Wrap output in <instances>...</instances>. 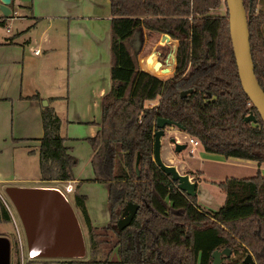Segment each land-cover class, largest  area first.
I'll use <instances>...</instances> for the list:
<instances>
[{
    "label": "trees",
    "instance_id": "16d2710c",
    "mask_svg": "<svg viewBox=\"0 0 264 264\" xmlns=\"http://www.w3.org/2000/svg\"><path fill=\"white\" fill-rule=\"evenodd\" d=\"M14 0H12L13 3ZM112 15L110 92L102 101V124L93 150L94 179L107 184L111 219L103 231L116 237L110 259L102 233L91 224L86 197L76 194L88 226L90 258L63 264H213V253L241 249L264 264V175L230 178L218 184L226 200L219 211H204L198 198L179 189L153 161L154 134L162 118L200 143L208 154L264 165V122L243 90L230 36L229 14H216L224 0H109ZM262 0H244L255 74L264 90V10ZM167 35L178 43L174 76L161 79L147 59L140 65L134 39L140 30ZM155 61V58H154ZM193 91L186 97L182 93ZM38 98L34 97V99ZM154 103L155 105H151ZM253 113L257 121L246 123ZM41 178L75 180L78 160L61 134L51 107L42 112ZM137 167L139 173L137 172ZM157 170L162 177H156ZM194 181H201L202 172ZM128 203L139 206L124 230L118 222ZM193 208L206 214L197 219ZM11 214L0 198V223ZM181 231V232H180ZM177 234L178 241L173 239ZM17 264H22L16 243ZM35 261L30 260L28 264Z\"/></svg>",
    "mask_w": 264,
    "mask_h": 264
},
{
    "label": "crops",
    "instance_id": "0c3cea01",
    "mask_svg": "<svg viewBox=\"0 0 264 264\" xmlns=\"http://www.w3.org/2000/svg\"><path fill=\"white\" fill-rule=\"evenodd\" d=\"M10 9L9 18L0 10V195L8 187L30 188L43 181L38 152L44 136L42 112L51 107L62 121L66 146L78 160L74 181L52 183L85 196L92 226L105 228L111 219L109 188L88 182L95 177L88 140L100 130L102 101L112 87L110 1L14 0ZM142 32L145 38L147 30ZM175 128L172 137L188 147L191 137ZM173 146L163 143V161L183 174H196ZM191 149V155L203 150Z\"/></svg>",
    "mask_w": 264,
    "mask_h": 264
},
{
    "label": "water",
    "instance_id": "95a60500",
    "mask_svg": "<svg viewBox=\"0 0 264 264\" xmlns=\"http://www.w3.org/2000/svg\"><path fill=\"white\" fill-rule=\"evenodd\" d=\"M229 14L230 36L236 59L239 77L242 87L262 121L264 122V90L262 89L255 74V66L251 52V41L248 24V16L244 0H224ZM0 10L4 17L11 15L10 5L12 0H0ZM143 30H140L135 39L137 52H140L143 44ZM163 41L170 42L169 36L164 35ZM141 44V45H140ZM155 53L147 57L149 63H153L155 70L164 73L171 72V55L167 57V67L161 61H154ZM176 62L175 56L172 58ZM193 91L182 93V97L192 94ZM47 106V102H44ZM257 119L251 113L246 123H255ZM179 125L170 120L158 119V130L154 134L153 161L166 176L178 182L179 189L190 197H197V183L191 175L182 174L176 165H167L162 159V139L165 137L167 127ZM175 153H182L187 144L172 140ZM137 172L139 173L138 167ZM5 193L15 207L23 225L28 254L31 258L64 259L65 261L84 260L87 256L85 235L80 220L65 193L59 188H27L8 187ZM139 206L128 203L123 217L118 222L120 231L128 227ZM11 245L8 240L0 238V264H9ZM232 251L228 248L216 250L213 253V264H222V258L230 257ZM244 264H256L252 254L246 256Z\"/></svg>",
    "mask_w": 264,
    "mask_h": 264
},
{
    "label": "rangeland",
    "instance_id": "374dc122",
    "mask_svg": "<svg viewBox=\"0 0 264 264\" xmlns=\"http://www.w3.org/2000/svg\"><path fill=\"white\" fill-rule=\"evenodd\" d=\"M259 10H264V0L261 1ZM227 12H228L227 7L225 4H223L222 8H220V10H217V12L215 13L226 15ZM150 34L151 35H149L147 31V34L144 38L145 40L143 39V42H145L144 50L138 52L141 68L142 69L144 68L146 69L145 70L146 72H149L147 71L145 60L147 59L148 56H150L153 53H155V61L163 62L165 64V67H167L166 66L167 57L168 55H171L170 62L172 63V65H171L170 73H164V72L159 73V71L158 74H154L152 72L149 73L161 79L172 78L174 76L176 63H177V60L176 62H173L172 58L173 56H175L176 58L178 43L172 40L170 42L163 41L162 35H158V34L152 35V33ZM139 40L140 38L137 40L134 39V44L135 42L138 43ZM176 133H177V129L174 126L167 127L165 130V137L163 138L162 143L166 145L172 142V140L175 139L174 137H172V135H176ZM191 148L192 145L188 144L186 150L176 155L179 156L182 160H184L192 170L196 171V174L198 172L203 173L201 177V181L197 185V198H198V205L204 211H210V210L219 211L223 207L226 196L218 187L219 183L224 182L225 180L230 178H238V179L251 178L257 175L259 170H261V173L264 175V165L259 167V165L255 162H247L233 158L227 159L223 156L213 155V154L205 155V153H202L204 151L201 149H198L194 155H191L190 154ZM173 151H174V146H173ZM167 165H172V164H167ZM156 177L159 179L162 177L161 171L157 170ZM30 188H59L65 193L70 203L72 204L74 210L76 211V214L83 228L86 246H87V256L85 260L89 259L90 240L88 235V226L83 214L81 213L80 209L77 206L75 192L74 193L67 192L66 186L63 184H57V183L54 184L52 182H46V181H42L36 186ZM3 193L4 194H2V197L7 202L9 206L8 210L12 217V221L10 223L7 224L0 223V238L7 239L12 246L10 251L9 264H17L18 257L16 254V247H15L16 243L18 244V248L20 250V259L22 264H28L30 260L35 261L33 264H63L62 262L65 261L64 259H45V258L42 259V258H31L29 256L27 239L19 215L15 207L13 206L11 200L5 193V190H3ZM193 215L197 219H201L206 216L204 212H202L197 208H193ZM98 230L100 231L101 229ZM100 232L103 235L102 240L105 241V244L102 245L103 252L107 255L109 254L111 260L117 259L118 256L116 254L117 249L115 248V243H116L115 235L112 232H108V231L105 232L104 230L103 231L101 230ZM173 235H174L173 239L178 241L177 234L173 233ZM247 255L248 254L241 249L238 253L233 254L230 258L223 256L222 264H234L235 262H236L235 264H243V261L245 260Z\"/></svg>",
    "mask_w": 264,
    "mask_h": 264
},
{
    "label": "built area",
    "instance_id": "2783aa9c",
    "mask_svg": "<svg viewBox=\"0 0 264 264\" xmlns=\"http://www.w3.org/2000/svg\"><path fill=\"white\" fill-rule=\"evenodd\" d=\"M40 53H41L40 51H35L36 55H39ZM188 144H191L192 146H196V147L200 146V143L196 140H193V139H190ZM193 153H194V150L191 149L190 154H193ZM0 197L3 200V202L5 203L6 207L9 209V206H8L7 202L4 200V198L2 197V195H0Z\"/></svg>",
    "mask_w": 264,
    "mask_h": 264
},
{
    "label": "flooded vegetation",
    "instance_id": "af4514ba",
    "mask_svg": "<svg viewBox=\"0 0 264 264\" xmlns=\"http://www.w3.org/2000/svg\"><path fill=\"white\" fill-rule=\"evenodd\" d=\"M6 240H7V239H6ZM8 242H9V241H8ZM9 243H10V242H9ZM10 245H11V243H10ZM11 247H12V246H11ZM10 251H11V248H10ZM233 254H234V252H232L231 256H232ZM231 256H230V257H231ZM230 257H227V258H230ZM245 259H246V258H245ZM244 262H245V260L243 261V264H244ZM9 263H10V261H9ZM235 263H236V262H235ZM235 263H234V264H235Z\"/></svg>",
    "mask_w": 264,
    "mask_h": 264
}]
</instances>
